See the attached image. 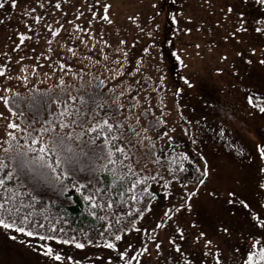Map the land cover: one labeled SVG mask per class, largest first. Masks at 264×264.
Returning <instances> with one entry per match:
<instances>
[{
	"label": "snow or ice",
	"instance_id": "1",
	"mask_svg": "<svg viewBox=\"0 0 264 264\" xmlns=\"http://www.w3.org/2000/svg\"><path fill=\"white\" fill-rule=\"evenodd\" d=\"M48 3L29 0L22 10L24 30L15 32L17 40L10 50L16 59L8 51L0 58V230L11 240L27 244L46 258L47 264H80L67 249L87 247L107 250L108 264H114V259L120 264H142V260L148 264L145 258L153 254L157 257L154 264H264V140L254 146L258 198L253 202L236 187L221 194L207 154L197 147L202 143L198 139L203 131L200 121L189 118L179 107L172 119V110L161 96L163 74L156 77L155 88H145L140 95L136 77L146 72V59L155 63L151 49L157 43L160 24L153 22L154 17H147L149 23L141 27L139 12L128 16L148 37L141 48L145 56L132 57L129 67L126 40L119 39L110 56L104 49L113 45L93 27L94 20L113 24L110 0L73 5L72 21L66 19L61 0L46 7ZM17 4L18 0H0V9L9 5L15 9ZM252 5L255 15L249 18L242 9L234 11V0H200L204 18L181 11L170 17V23L184 35L203 32L210 37L203 49L216 52L215 74L238 78L249 115L264 117V82L247 87L239 79L243 66L255 64L264 69V0H252ZM151 6L157 8L155 3ZM80 7L89 17L83 23L75 22L85 14ZM37 8L46 14H64V23L50 17L52 23L41 25L44 17ZM65 23L71 26L70 33ZM37 26L47 34V54L37 55L33 48V55H22L26 40L33 35L37 42L41 39L33 31ZM62 31L66 43L57 41V59L48 64L47 73H40L52 82L41 89L35 77L44 64L36 61L50 60L51 45ZM97 43L101 47L93 61L85 50L96 48ZM190 47L197 50L194 55H200L198 40ZM185 51L179 48L171 55L187 68ZM61 52L72 57L73 63L60 58ZM101 55L107 76H94L83 66L72 70L76 60L94 67L101 62ZM146 79L153 78L147 75ZM181 79L189 88L194 86L189 75ZM232 87L237 88V83ZM149 92L155 95L149 96ZM225 134L221 127L218 135ZM224 144L234 159L252 160L234 139H226ZM202 189L216 204L227 207L230 215L243 211L255 230L243 234L240 243L231 244L234 233L223 220L212 229L202 227L201 221L193 218ZM70 192L78 195L89 218L84 226L73 227L67 209L60 206L62 196L74 202L73 196L67 195ZM154 204L160 209L158 214Z\"/></svg>",
	"mask_w": 264,
	"mask_h": 264
},
{
	"label": "rangeland",
	"instance_id": "2",
	"mask_svg": "<svg viewBox=\"0 0 264 264\" xmlns=\"http://www.w3.org/2000/svg\"><path fill=\"white\" fill-rule=\"evenodd\" d=\"M61 1L63 2L65 0ZM110 2L112 4L110 12L113 24L108 25L105 22L94 20L93 27L96 30L102 31L109 44L113 45V48L111 49H104V51L109 53L110 56L114 55V47L118 43V40H126L130 60L128 66L131 67L132 57L143 58L145 56V54L141 51V48L145 45L148 37L138 31L136 25L128 19V16L139 12V23L141 27H144L145 24L149 23L147 20V17L149 16L154 17L153 22L160 24L164 18L163 11L167 10L170 1L110 0ZM174 2H176V8L178 9V12L173 13L174 15L183 11L185 14L194 15L197 19L205 17L204 11L199 7L200 0H174ZM223 2L224 0H221V3ZM234 2L236 3V9H234V11L242 9L246 12V14H248L249 18L255 15V7L252 3L247 2L246 4H241L240 0H234ZM52 3H54V0ZM83 3L84 0H71V2L70 0H67L65 3V12L66 19L68 21L73 20V5H82ZM87 3L91 4L92 0H87ZM153 3L156 4V9L152 8L151 5ZM157 9H159V16H155ZM80 11L85 12L84 17L75 22L83 23V20L89 17L83 7H80ZM39 13L44 17L41 21V25H43L45 21L52 23V19L50 17H55L60 20L61 23H64L65 21L64 14H58L51 11L47 14L44 12ZM167 24L169 23L166 22L162 25L164 26L163 28L165 31L168 28L166 26ZM183 26L184 22L181 21L179 27L182 28ZM35 28L38 30H34V32L39 33L42 38L39 42H37L38 45L35 44V40H37L36 35H33L31 40H28L27 42L25 41V46H22V55H33V48L35 49V54L37 55L41 52H45V54H47L45 51V37L47 34L43 27L37 26ZM65 29H67L69 33L71 32V26L67 23H65ZM18 30L19 28H14V39L11 41L12 46L17 40L15 32ZM177 30L179 33L180 31L178 27ZM61 35L64 36L63 31ZM177 37H181V39L179 38L180 40L178 41L173 39L176 51L179 48H184L186 50L184 60L188 65L187 68L182 67L179 70L180 74L182 77L185 75H189L191 77L194 86L190 89L193 94H199V99H196L195 97H192L188 93L182 91L185 87H183L178 94H175L176 88L174 85L176 86L181 84V82L178 78H171V80L168 79L169 81L167 80V82H172L174 85L164 86V92L161 94L164 99V103L168 109L172 110V119H176L175 109L179 107V110L186 116L193 120L200 121L203 131L199 133L198 139L202 141V143H199L197 147L207 154L210 166L216 173L214 177L215 186L220 190L221 194H223L224 190L227 188L236 187L241 192L242 196H245L254 202L258 198V194L255 189L256 154L254 146L257 142L264 140V117L258 113L249 115V109L243 98V93L239 90L242 85L239 84L238 78H234L227 73L220 76L215 74L214 66L217 64L216 52H208L203 49L204 44L208 42L210 37L206 36L203 32H194L191 36L181 34V36L177 35ZM197 40L202 45V49L199 50V56L194 55L193 53L197 50L190 47V44L196 42ZM57 41L61 44L66 43L64 39L60 40V38L57 37L56 41H54L51 45L53 52L50 54V60L48 62H44L42 60L36 61L37 63L44 64V67L37 69V76L35 77V82L41 81L40 85L52 82V78L45 81L44 77L41 76L40 73H47L49 70L48 64H52L57 59ZM76 43L79 44V41L77 40ZM156 45L151 49L152 56L155 57V63H153L151 59H146V72L136 77V79L140 81V87L142 89L140 93L141 96L144 95L145 88H155L154 81L156 80V75L152 76L153 79L151 81L146 79L147 75H150V72H152L150 71V67L160 64L165 60L164 53H161L157 48L155 49ZM100 47L101 46L97 43L96 48L85 50L91 53L93 61L96 59V50ZM80 49L84 50L83 45L80 46ZM10 54L13 55V59H16V55L14 53ZM60 58L67 60L69 63H73V58L65 52L60 53ZM100 61L101 62L99 64H95V66L92 67L87 61L76 60L72 70L75 71L76 68L83 66L85 71H91L94 76L100 75L101 73L104 76H107V71H105L102 67L104 63L102 55L100 57ZM26 62L31 64L33 61ZM167 67L169 66H166V68ZM166 68H162L164 69L163 71H165ZM174 70L177 72L176 68ZM240 72L241 77L239 79L243 80V86H260L262 82H264V69L255 64L241 67ZM88 79L89 78L85 76V80L87 81ZM234 82L237 83V88L232 87ZM10 83L14 84V82ZM89 85L90 84L86 85V87L89 88ZM20 90L23 93V88ZM154 95V93L149 92V96ZM152 103L156 104V100L153 99ZM143 120L144 118H142V122ZM221 127L226 129L224 137L218 135ZM177 134L179 135V129L177 130ZM226 139H234L238 145H242L245 152L252 156V160L234 159L233 155L229 153L228 148L224 144ZM180 142L183 143V141ZM152 186L153 190L157 187L155 184ZM199 200L200 204L194 209L193 218L201 221L202 227L209 229H212L219 221L223 220L230 226L234 233L233 238L229 241V243L238 244L240 243L243 234L255 230L253 229L249 218L243 211L238 212L235 215H230L227 207L222 204H216L203 189L199 193ZM163 203L166 204V202ZM153 209L154 212L157 214L159 213L160 209L157 205L154 204ZM148 215L149 217L151 216V214ZM16 235L19 236V234ZM20 239H23V237ZM133 243H136L135 240H133ZM32 245H36L35 240L32 241ZM67 251L72 254L75 259L79 260L80 264H108L106 254L107 250L87 247L84 250L68 248ZM112 255L115 258V253H112ZM145 259L148 261V264H154L157 257L153 254ZM0 264H47V261L46 258L38 255L37 252L33 251L27 244H22L19 240H11L3 230H0ZM114 264H120V261L114 259ZM142 264H144L143 260ZM161 264H163V261H161Z\"/></svg>",
	"mask_w": 264,
	"mask_h": 264
},
{
	"label": "trees",
	"instance_id": "3",
	"mask_svg": "<svg viewBox=\"0 0 264 264\" xmlns=\"http://www.w3.org/2000/svg\"><path fill=\"white\" fill-rule=\"evenodd\" d=\"M169 1H170V3L168 4L167 10L163 11L164 18H163V21L160 22L159 34L156 36L157 45L155 47V49L157 48L161 53H164L165 60L163 62H161L160 64H157V65L150 67L151 68L150 71H152V72H150V75L151 76L156 75V77H157L158 75H160L162 73L164 76V79H165V86L174 85L172 82L168 83L167 82L168 79L171 80V78H173V79L178 78L179 81L181 82V84H178L176 86L174 85L176 90L182 89L183 87H185V89H182V91L188 93L190 96L195 97L196 99L197 98L199 99V94L198 95L193 94L191 89L187 85L183 84L184 82L180 78V77H182V75L180 74V71H179L182 68V66L175 60V57L171 55V52L176 51V47H175V43H174L173 39H175V41L180 40L181 37H177V35L181 36L182 33H180V32L178 33L177 25H173L170 23V17L172 15H174L173 13L178 12V9L176 8V2H174V0H168V2ZM52 2H53V0H49V3L46 5V7H49L52 4ZM70 2H71V0H70ZM84 2H87V0H84ZM247 2L252 3V0H247ZM61 3L63 4L64 9H66L65 1H63V2L61 1ZM68 5H70V4H68ZM28 6H29V0H18L17 7L15 9H12L10 7V5L6 9H0V18L3 19V23H0V58H2V54L5 51H8L9 53H11L10 50L13 47L11 45V41H12V39H14V36H13L14 28L16 27V28H19V30H24V18L22 16V10L26 9ZM97 8H96V10L98 11L99 8L98 9ZM37 12L38 13L43 12V10L37 8ZM166 22H168L170 25L169 24L166 25L168 28L165 31V29L163 28L164 26H162V25H163V23L165 24ZM34 30L37 31L38 29L34 28L33 31ZM160 31H161V33H160ZM59 38H60V40H62L63 36L61 35ZM16 39H17V37H16ZM27 41L28 40H26V42ZM160 41H163V43H160ZM35 42H36L35 44L38 45L37 40H35ZM181 46H182V44H181ZM153 51H155V50H153ZM166 66H169V67L166 68ZM157 68L160 69L159 72L156 71ZM162 68H166V70L163 71L164 69H162ZM175 68L177 69V72H175V70H174ZM40 83H41V81H36L37 87H39L41 89L47 87V85L49 84V82L42 84V85H40ZM88 89L90 91L92 90L91 84L89 85ZM101 91H103V90L101 89ZM178 100H179V98H178ZM152 188H153V186H152ZM67 195H72L74 202L69 203L67 201L66 197L62 196V197H60V201L62 202L60 204V206H61V208L67 209L68 218L73 222L72 226L73 227H81V226L86 225L89 222V218H87L86 214H84L82 211V206L80 204V200H79L78 195L73 194L71 192L68 193Z\"/></svg>",
	"mask_w": 264,
	"mask_h": 264
}]
</instances>
